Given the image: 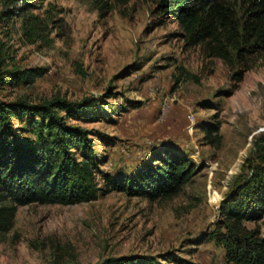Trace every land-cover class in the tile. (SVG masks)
Here are the masks:
<instances>
[{"label": "rangeland", "instance_id": "obj_1", "mask_svg": "<svg viewBox=\"0 0 264 264\" xmlns=\"http://www.w3.org/2000/svg\"><path fill=\"white\" fill-rule=\"evenodd\" d=\"M161 1L0 0V99L91 102L87 119L69 122L90 130L101 183L104 172L132 173L165 148L196 166L169 198L112 191L75 204L20 205L10 223L0 219V264H108L126 255L230 264L209 234L258 154L264 52L225 62L192 43ZM227 2L242 14V0ZM31 68L42 74L13 79ZM246 225L264 237V214Z\"/></svg>", "mask_w": 264, "mask_h": 264}, {"label": "trees", "instance_id": "obj_2", "mask_svg": "<svg viewBox=\"0 0 264 264\" xmlns=\"http://www.w3.org/2000/svg\"><path fill=\"white\" fill-rule=\"evenodd\" d=\"M228 0H162L192 43L231 62L264 52V0H242L243 12ZM236 53V54H235ZM42 70H15L17 82H32ZM91 102L56 98L34 103L0 99V219L10 223L20 205L75 204L112 191L151 200L177 195L195 175V163L178 148L152 152L132 173H103L90 130L69 122L85 120ZM20 118L19 126L14 118ZM210 133L218 128L209 129ZM249 163V164H248ZM243 165L221 204L223 224L209 237L221 243L230 264H264V237L249 221L264 214V134L258 154ZM163 259H171L165 256ZM108 264H161L155 255H126Z\"/></svg>", "mask_w": 264, "mask_h": 264}]
</instances>
